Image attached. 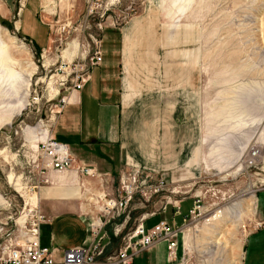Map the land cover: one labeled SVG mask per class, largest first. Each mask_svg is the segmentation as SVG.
Returning a JSON list of instances; mask_svg holds the SVG:
<instances>
[{
	"label": "rangeland",
	"instance_id": "374dc122",
	"mask_svg": "<svg viewBox=\"0 0 264 264\" xmlns=\"http://www.w3.org/2000/svg\"><path fill=\"white\" fill-rule=\"evenodd\" d=\"M6 2L12 10L7 19L0 16L1 240L18 234L17 220L28 209L40 210L48 168L42 169L38 144L72 90L76 73L71 71L85 69L92 39L128 23L142 40L153 32L162 54L179 50L180 65L195 66L193 158L189 169L169 176L139 168L151 176L146 194L108 210L107 200L118 197L116 177L114 193L85 213L91 234L99 229L104 253L113 254L141 220L165 207L168 217L179 202V224L199 199L201 213L188 215L180 226L173 264H250L261 257L264 264L263 253L247 249L245 254L249 238L264 230L259 202L264 197V0H62L50 11V39L40 51L16 25L22 0ZM10 71L16 73L13 85ZM204 99L205 108L198 105ZM153 187H159L156 193ZM217 210L222 218L211 220ZM151 261L166 262L165 243L134 256V264Z\"/></svg>",
	"mask_w": 264,
	"mask_h": 264
},
{
	"label": "crops",
	"instance_id": "0c3cea01",
	"mask_svg": "<svg viewBox=\"0 0 264 264\" xmlns=\"http://www.w3.org/2000/svg\"><path fill=\"white\" fill-rule=\"evenodd\" d=\"M61 1L22 0L16 25L37 48L48 45L50 11ZM6 3L0 0L4 19L12 10ZM127 24L110 27L102 35L101 63L91 68L81 89L68 92L49 131V136L67 147L72 159V167L64 172L48 168L43 176L47 186L40 192V210L45 215L41 243L51 248L56 258L64 249L90 244L92 234L85 213H91L89 205H97L99 199L114 193L115 178L122 170L137 167L169 176L175 170L189 169L192 162L195 66H181L179 50L162 54L153 32L142 40V35ZM164 57L177 59L166 61ZM207 104L204 99L198 105L205 108ZM82 165H90L94 175L80 173L77 168ZM259 202L264 212V197ZM165 213L166 207L144 224L161 219L176 227L183 224L184 218L178 224L180 212L173 206L168 217ZM263 242L264 230L253 233L245 254L251 249L264 256ZM171 261L166 251L163 264L176 262ZM250 264H263L262 257Z\"/></svg>",
	"mask_w": 264,
	"mask_h": 264
},
{
	"label": "built area",
	"instance_id": "2783aa9c",
	"mask_svg": "<svg viewBox=\"0 0 264 264\" xmlns=\"http://www.w3.org/2000/svg\"><path fill=\"white\" fill-rule=\"evenodd\" d=\"M92 41L93 48L85 69L79 68V72L71 71L76 73L72 90L81 89L90 78L91 68L101 63L100 38H94ZM64 98L61 108L66 102ZM38 145L45 159L42 169L50 168L57 172H64L72 167L69 150L54 137L44 138ZM77 170L84 175H94L90 165L79 166ZM150 179L149 174L141 172L137 167L122 170L118 180V197L107 200V209L126 206L137 193L145 195L150 187ZM158 189L159 187H153L151 190L156 193ZM172 206L176 212L179 211V202H174ZM196 213L197 215L201 213L199 199L192 201L183 223L186 222L188 215ZM44 221L45 215L38 208L28 209L22 224L18 223L20 227L18 234H11L4 240L0 238V264H133L134 256L161 242L166 245L167 257L173 261L177 259L178 238L182 234L180 226L176 227L165 219L157 221L148 228L144 220H141L127 236L124 247L116 253H104L105 236L98 229L92 233V240L88 246L64 249L59 258H56L53 250L41 243L40 227Z\"/></svg>",
	"mask_w": 264,
	"mask_h": 264
},
{
	"label": "bare ground",
	"instance_id": "6f19581e",
	"mask_svg": "<svg viewBox=\"0 0 264 264\" xmlns=\"http://www.w3.org/2000/svg\"><path fill=\"white\" fill-rule=\"evenodd\" d=\"M189 0H184V2H188ZM183 3V2H182ZM181 3V4H182ZM178 8H179V6H178ZM183 9V8H182ZM2 48V45H1V41H0V64L1 65H3V62H4V52H3V50L1 49ZM74 48L76 49V47L74 46ZM78 50V49H77ZM8 75H9V80H10V85H13L14 83H15V81L17 80V78H16V73L14 72V71H10L9 73H8ZM57 75V74H56ZM66 99H67V97H66ZM47 137H49V133H47L46 134V136H45V138H47ZM50 169V168H49ZM38 200V199H37ZM220 218H222V214H221V211H215L214 212V214H212L211 216H210V219L211 220H218V219H220ZM23 219H24V216L22 215V216H20L19 218H18V220H17V222L19 223V224H22V222H23ZM209 219V220H210ZM95 223H97L98 222V219L96 218V221H94Z\"/></svg>",
	"mask_w": 264,
	"mask_h": 264
},
{
	"label": "trees",
	"instance_id": "16d2710c",
	"mask_svg": "<svg viewBox=\"0 0 264 264\" xmlns=\"http://www.w3.org/2000/svg\"><path fill=\"white\" fill-rule=\"evenodd\" d=\"M35 48L37 49V51H38V50L40 51V48H37L36 46H35Z\"/></svg>",
	"mask_w": 264,
	"mask_h": 264
}]
</instances>
